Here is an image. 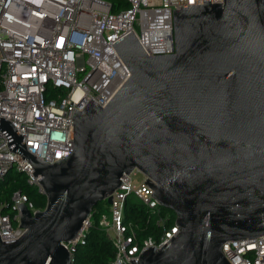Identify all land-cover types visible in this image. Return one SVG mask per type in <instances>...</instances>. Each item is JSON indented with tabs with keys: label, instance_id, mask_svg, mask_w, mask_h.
Masks as SVG:
<instances>
[{
	"label": "water",
	"instance_id": "water-1",
	"mask_svg": "<svg viewBox=\"0 0 264 264\" xmlns=\"http://www.w3.org/2000/svg\"><path fill=\"white\" fill-rule=\"evenodd\" d=\"M203 1L173 9L171 54L148 55L132 30L112 43L130 76L105 106L73 107L68 156L40 159L1 117L46 205L18 204L25 232L0 237V264H73L63 243L135 169L179 227L135 264H232L225 242L264 235V0Z\"/></svg>",
	"mask_w": 264,
	"mask_h": 264
},
{
	"label": "built area",
	"instance_id": "built-area-1",
	"mask_svg": "<svg viewBox=\"0 0 264 264\" xmlns=\"http://www.w3.org/2000/svg\"><path fill=\"white\" fill-rule=\"evenodd\" d=\"M127 6L112 11L109 0H0V119L6 118L25 134L27 150L53 163L74 149L73 107L81 110L91 100L105 106L130 71L113 42L132 32L148 55L171 54L174 11L203 0H125ZM221 2L222 0H211ZM0 129V184L10 171L23 174L28 185L44 195L40 177L23 151H11L12 134ZM5 132V133H4ZM9 134V135H7ZM11 137V138H9ZM18 151V152H17ZM135 169L121 177L111 194L108 211L99 214L98 226L114 247L110 264H135L143 249L161 247L179 232L176 213L163 208L147 184L135 182ZM141 172V171H140ZM32 213L39 209L21 189L0 201V237L18 239L25 228L19 203ZM140 204L159 232L143 236L146 229L127 216V204ZM93 210L78 235L63 245L73 264L87 244ZM232 264H264V235L223 244Z\"/></svg>",
	"mask_w": 264,
	"mask_h": 264
},
{
	"label": "trees",
	"instance_id": "trees-1",
	"mask_svg": "<svg viewBox=\"0 0 264 264\" xmlns=\"http://www.w3.org/2000/svg\"><path fill=\"white\" fill-rule=\"evenodd\" d=\"M112 2V11H118L121 6H127L128 2L125 0H109ZM21 189L24 193L34 201L38 208H44L46 205V196L38 193L33 187L28 185L23 174L17 173L11 179H5L0 184V201L10 199L12 193ZM106 211L103 201L99 202L93 208V225L90 230L89 240L86 245L80 247L76 254L75 264H110L114 257V247L106 236L105 232L98 226L99 214ZM127 216L129 219L146 228L142 235L148 236L150 234L159 232L152 221H149V215L141 208H137L136 204H127Z\"/></svg>",
	"mask_w": 264,
	"mask_h": 264
},
{
	"label": "rangeland",
	"instance_id": "rangeland-1",
	"mask_svg": "<svg viewBox=\"0 0 264 264\" xmlns=\"http://www.w3.org/2000/svg\"><path fill=\"white\" fill-rule=\"evenodd\" d=\"M16 174H17V173H15L14 171H10V172L8 173L6 179L9 180V179H11L13 176H15ZM21 175H22V174H21ZM143 177H144V174H143L142 172L138 171V172L135 173L134 181H135V182L140 181V180L143 179ZM103 203H104V205H105V207H106V211H108V205H109V204H108L107 200H103ZM136 207H137V208H140L141 205H140V204H136Z\"/></svg>",
	"mask_w": 264,
	"mask_h": 264
}]
</instances>
